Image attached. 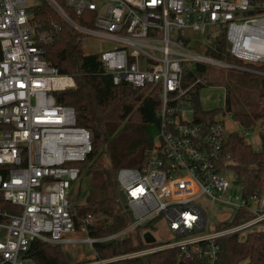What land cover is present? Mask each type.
<instances>
[{
	"label": "built area",
	"instance_id": "1",
	"mask_svg": "<svg viewBox=\"0 0 264 264\" xmlns=\"http://www.w3.org/2000/svg\"><path fill=\"white\" fill-rule=\"evenodd\" d=\"M42 1L88 38L110 42L99 52L114 84L158 89V131L143 164L116 173L132 220L111 234L90 235L94 217L78 216L77 226L71 211V191L81 174L77 163L93 151V134L77 123L73 106L56 99L58 91L74 88L76 82L44 55L58 26L52 22L44 28L34 19ZM87 12L93 25H83L71 14ZM211 26L220 28L215 44L205 36ZM199 40L213 53L196 51ZM223 42L238 60L264 63V0H108L104 5L95 0H0V196L16 206L15 212L0 209V264H38L29 255L35 240L61 246L87 243L94 249L95 243L125 238L160 220L174 240L147 242V227L138 237L145 246L120 258L177 248L175 264H219L221 238L238 234L244 239L264 230V183L260 192L245 194L237 174L229 179L231 168L219 158L227 137L223 121H193L190 92L203 83L194 64L249 69L226 60L218 46ZM185 76L191 78L187 84ZM230 188L237 190L228 201L236 207L235 216L213 226L200 200L224 202ZM222 222L227 224L220 226ZM95 253L73 264L116 260Z\"/></svg>",
	"mask_w": 264,
	"mask_h": 264
},
{
	"label": "trees",
	"instance_id": "2",
	"mask_svg": "<svg viewBox=\"0 0 264 264\" xmlns=\"http://www.w3.org/2000/svg\"><path fill=\"white\" fill-rule=\"evenodd\" d=\"M58 1L64 4V0ZM34 11V19L44 28H50L52 22L58 26L53 42L44 45L46 59L61 73L71 74L76 82L74 88L58 91L56 99L59 103L73 106L77 123L93 134V151L84 161L77 163L81 174L77 186H73L71 191V211L75 214L77 226L78 216L94 217V222L88 226L92 236L117 232L131 222L132 216L119 200L116 173L121 167H140L143 164L146 150L153 141V130L158 127L157 112L161 106L158 89L151 90L153 87L150 85L134 88L128 83L114 84L111 75L105 71L99 50H85V34L71 26L44 1ZM71 14L77 22L93 25L91 12L82 16ZM216 39L208 40L215 44ZM218 46L227 52L224 42ZM202 50L213 53L205 45ZM226 58L230 63L246 65L249 69L233 75L237 84H231L227 89L225 107L205 110L200 103V92L205 84H195L190 92L193 121L206 125L224 110L231 111L232 119L245 130H251L262 121L258 149L253 148L240 132L232 131L227 133L220 151L221 162H227L235 171L244 185L245 194L249 195L260 192L264 183V63H244L230 52L226 53ZM199 67L204 69V66ZM190 79L185 76L184 84ZM249 87L253 88L252 92L246 90ZM232 88L238 90L239 95L233 94ZM0 209L15 212L16 206L0 196ZM240 216L244 215L240 213ZM226 224L222 222L219 225ZM151 226L149 223L139 226L135 234L122 239L95 243L94 249L102 258L132 252L145 246L138 239L139 233ZM29 255L38 264H73L61 245L40 240L31 243ZM177 256V248H166L109 264H175ZM218 262L264 264V230L250 232L244 239H240L238 234L221 238Z\"/></svg>",
	"mask_w": 264,
	"mask_h": 264
},
{
	"label": "rangeland",
	"instance_id": "3",
	"mask_svg": "<svg viewBox=\"0 0 264 264\" xmlns=\"http://www.w3.org/2000/svg\"><path fill=\"white\" fill-rule=\"evenodd\" d=\"M39 1L40 0H29V2L31 3L39 2ZM95 1L97 2L98 5H104L107 3L108 0H95ZM211 32L214 35H216L218 33V30H214V31L211 30ZM198 43L201 44L197 46L196 51L203 53L202 48L204 47V43L201 40H199ZM109 46H110V42L106 39H96L94 37L92 38L86 37L84 39V47L85 50L87 51L88 50L94 51L96 49L101 50ZM225 47L227 49V52H229L228 43H225ZM192 69L194 71L195 76L197 78H200L205 84V86L201 89L200 92V103L205 110H212L216 108L225 107L227 89L228 88L230 89L231 84L233 86L237 84V79H234L233 75L243 73V71L238 68L222 67L212 63H208L204 69L197 68V66L194 64ZM233 89L234 88H232L231 92L235 95H239L238 90H233ZM252 89L253 88L249 87L246 90L252 92ZM186 108L188 109L186 111L187 118H191L192 114L189 111V109H191L192 106L188 105ZM215 119H220L223 121L227 133H230L232 131L240 132L244 136L245 140L253 146V148L258 149L260 147L261 144L260 132L261 129L263 128L262 124H260L262 123L261 120L251 130H245L240 125L239 122L234 121L232 119L231 111L224 110L223 112L217 114ZM157 131L158 128H155L153 130V135H156ZM235 175H236L235 171L231 168L228 178L232 179ZM77 183L78 181H76L73 186L74 187L77 186ZM231 193L236 194L237 190L235 188L233 189L230 188L227 191V193L224 194V198H223L224 202H220V203L219 202L213 203L210 199H206V198H202L200 200V203L206 209L208 222L211 225L215 226L218 222L224 219L231 220L235 216L236 207L234 204L230 203L231 201H233L230 198ZM148 228L151 230L152 234L156 238V243L158 244H164L166 242L174 240L172 238L171 232L167 227L166 222H164L163 220H160L154 226ZM133 233L135 234L136 231H134ZM82 236L85 237L86 235L83 234ZM62 249L64 250V252L70 254L72 258V263L88 261L96 254L95 250L87 243L64 244L62 245ZM124 254L116 255L111 258L115 257V259L118 260L121 259L120 256Z\"/></svg>",
	"mask_w": 264,
	"mask_h": 264
},
{
	"label": "water",
	"instance_id": "4",
	"mask_svg": "<svg viewBox=\"0 0 264 264\" xmlns=\"http://www.w3.org/2000/svg\"><path fill=\"white\" fill-rule=\"evenodd\" d=\"M208 123H210V121H208ZM118 194H119L121 203L124 206V208L125 209L128 208L126 196H125L123 190L120 187H118ZM144 237H145V240L147 242H154L155 241V237L151 234L150 231L145 232ZM67 256H68V259L70 260L71 256H70L69 253H67Z\"/></svg>",
	"mask_w": 264,
	"mask_h": 264
},
{
	"label": "bare ground",
	"instance_id": "5",
	"mask_svg": "<svg viewBox=\"0 0 264 264\" xmlns=\"http://www.w3.org/2000/svg\"><path fill=\"white\" fill-rule=\"evenodd\" d=\"M211 30H212V31H214V30H218V33H217L216 35H214V34L211 32ZM219 32H220V28H216V27L211 26V27H208V28L205 30V36H206L209 40H211V39L217 37L218 34H219ZM197 44H198V41H197V42L195 43V45H194L195 48H196Z\"/></svg>",
	"mask_w": 264,
	"mask_h": 264
}]
</instances>
